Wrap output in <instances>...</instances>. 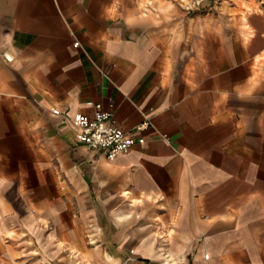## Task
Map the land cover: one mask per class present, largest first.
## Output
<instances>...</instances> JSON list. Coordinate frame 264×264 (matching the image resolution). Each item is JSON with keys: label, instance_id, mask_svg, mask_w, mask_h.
<instances>
[{"label": "crops", "instance_id": "crops-1", "mask_svg": "<svg viewBox=\"0 0 264 264\" xmlns=\"http://www.w3.org/2000/svg\"><path fill=\"white\" fill-rule=\"evenodd\" d=\"M96 104L144 142L88 149ZM0 251L264 264V0H0Z\"/></svg>", "mask_w": 264, "mask_h": 264}, {"label": "built area", "instance_id": "built-area-1", "mask_svg": "<svg viewBox=\"0 0 264 264\" xmlns=\"http://www.w3.org/2000/svg\"><path fill=\"white\" fill-rule=\"evenodd\" d=\"M5 57L10 60L9 56ZM95 108L96 113L92 118L84 114L79 116L80 141L88 149L99 151L107 159H114L119 154L128 153L135 144L144 142L143 138L137 139L118 127L113 113L103 110L101 104H96Z\"/></svg>", "mask_w": 264, "mask_h": 264}, {"label": "rangeland", "instance_id": "rangeland-1", "mask_svg": "<svg viewBox=\"0 0 264 264\" xmlns=\"http://www.w3.org/2000/svg\"><path fill=\"white\" fill-rule=\"evenodd\" d=\"M182 1V0H180ZM214 2L216 0H183V2H186L187 4H193L194 2H199V3H206V2ZM252 4H256L258 0H250ZM262 1V0H261ZM247 6H251L250 4L246 3ZM254 7V6H253ZM255 8H258V5H255ZM6 260V256L2 251H0V259Z\"/></svg>", "mask_w": 264, "mask_h": 264}]
</instances>
